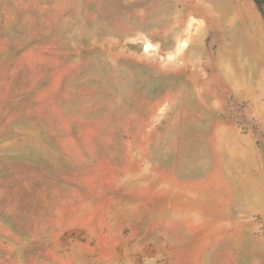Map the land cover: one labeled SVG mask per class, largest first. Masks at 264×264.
<instances>
[{
  "label": "rangeland",
  "instance_id": "obj_1",
  "mask_svg": "<svg viewBox=\"0 0 264 264\" xmlns=\"http://www.w3.org/2000/svg\"><path fill=\"white\" fill-rule=\"evenodd\" d=\"M211 6L0 0V264H264V81Z\"/></svg>",
  "mask_w": 264,
  "mask_h": 264
},
{
  "label": "bare ground",
  "instance_id": "obj_2",
  "mask_svg": "<svg viewBox=\"0 0 264 264\" xmlns=\"http://www.w3.org/2000/svg\"><path fill=\"white\" fill-rule=\"evenodd\" d=\"M211 1L212 6L207 10L208 29L213 40L221 43L220 65L239 82L256 79L263 82L264 38L256 31L248 11L237 0ZM208 55H212L210 50Z\"/></svg>",
  "mask_w": 264,
  "mask_h": 264
},
{
  "label": "trees",
  "instance_id": "obj_3",
  "mask_svg": "<svg viewBox=\"0 0 264 264\" xmlns=\"http://www.w3.org/2000/svg\"><path fill=\"white\" fill-rule=\"evenodd\" d=\"M262 15H263V18H264V0H262Z\"/></svg>",
  "mask_w": 264,
  "mask_h": 264
}]
</instances>
